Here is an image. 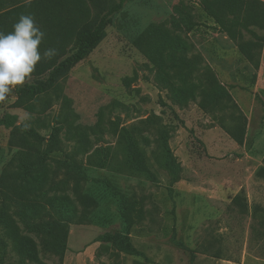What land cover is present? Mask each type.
Returning a JSON list of instances; mask_svg holds the SVG:
<instances>
[{"label": "rangeland", "instance_id": "1", "mask_svg": "<svg viewBox=\"0 0 264 264\" xmlns=\"http://www.w3.org/2000/svg\"><path fill=\"white\" fill-rule=\"evenodd\" d=\"M211 1L128 0L103 40L54 90L39 101L27 100L34 109L14 107V95L0 103V174L16 152L5 124L15 118L12 126L43 136L41 150L51 149V129L61 126L48 163L61 178L78 138H84L85 151L74 161L87 179L64 192L74 200L84 195L95 200L84 208L85 219L67 225L63 256L44 252L41 239L28 232L39 263L20 262L8 248L3 264H264V30H256L263 41L245 58L239 42L204 11L202 4ZM103 5H73L71 23L82 25L87 14L92 20ZM156 27L185 47L178 59L168 60L167 83L135 45ZM188 85L194 97L181 105L173 89ZM219 88L228 97L204 109ZM67 105L71 128L62 123ZM123 130L135 138L153 180L128 166ZM107 149L110 163L101 168L100 151ZM105 181L125 197L128 225ZM237 195L244 211L232 204ZM107 232L127 233L139 255L99 241Z\"/></svg>", "mask_w": 264, "mask_h": 264}, {"label": "trees", "instance_id": "2", "mask_svg": "<svg viewBox=\"0 0 264 264\" xmlns=\"http://www.w3.org/2000/svg\"><path fill=\"white\" fill-rule=\"evenodd\" d=\"M86 1L91 2L96 8H99L101 3L104 5L92 20H88L87 14L82 25L71 23L73 5L82 7ZM127 1L0 0V32L5 34L11 32L21 12L28 10L36 23H42L44 29L48 31L40 45L41 54L47 49L56 50L53 57H43L37 64L31 80L22 87L18 86L14 91L13 95L16 97L14 107L25 105L34 109L32 104H26L27 100L39 101L40 97L54 90L58 81L76 64L83 61L103 40L113 17L123 9ZM202 5L206 14L219 27L232 40L239 42L240 53L248 59L252 47L263 41V36L258 35L256 30H264V4L257 0H212ZM40 29L45 33L42 28ZM246 33L251 38L244 39ZM69 45L71 47L67 50ZM135 45L151 59L159 75L163 76L161 81L165 83L168 60L178 59L182 50H185L179 38L171 37L168 31L161 27L148 29L137 38ZM179 62L185 63L182 60ZM193 89V85L173 89L178 103L185 105L192 99ZM177 93L181 94V99L176 96ZM227 97V92L219 88L208 95L209 102L204 103L203 108H215L218 100ZM67 109L69 115L64 116L62 123L71 128L69 117L73 115L68 105ZM12 122L5 126L11 127L9 146L15 147L16 152L0 174V264H3V256L8 248L16 254L20 262L39 263L37 244L27 233H34L41 239L44 252L63 256L67 250V225L85 219L84 208L95 202L86 195L74 200L64 192L68 188L79 187L87 179L85 171L74 161L75 155L84 153L87 141L82 137L78 138L79 147L75 149L73 157L71 156L73 160H69L62 177L57 179V172L49 165L48 160L50 154L57 150V136L62 127L57 125L52 127L48 138L51 149L41 150L40 146L45 142L43 136L32 129H24L21 125L12 126ZM123 131L126 139L124 153L128 166L134 173L153 180L154 174L147 167L143 152L135 138L129 131ZM162 131L160 134L165 146L166 136ZM97 153L98 151H95V155ZM100 153L102 158L99 167L106 168L110 163L109 150H102ZM103 187L112 194L123 223L128 225L125 197L108 181L103 182ZM232 204L242 211L246 208L238 195L233 198ZM98 240L110 243L128 254L139 255L127 233L107 232L100 235Z\"/></svg>", "mask_w": 264, "mask_h": 264}, {"label": "clouds", "instance_id": "3", "mask_svg": "<svg viewBox=\"0 0 264 264\" xmlns=\"http://www.w3.org/2000/svg\"><path fill=\"white\" fill-rule=\"evenodd\" d=\"M44 36L32 15H21L11 32H0V103L11 99L18 86L31 80L43 57L56 54L55 49L41 54Z\"/></svg>", "mask_w": 264, "mask_h": 264}]
</instances>
